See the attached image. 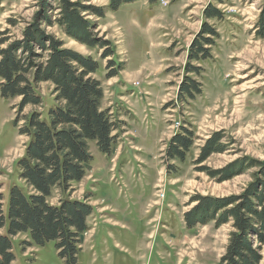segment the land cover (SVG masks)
I'll return each instance as SVG.
<instances>
[{"label":"rangeland","instance_id":"obj_1","mask_svg":"<svg viewBox=\"0 0 264 264\" xmlns=\"http://www.w3.org/2000/svg\"><path fill=\"white\" fill-rule=\"evenodd\" d=\"M42 1L2 2L0 30L8 29L2 46L23 38L43 10ZM72 1L103 8V17L83 15L96 24V38L110 41L106 47L113 54L103 57L105 48L81 44L59 25H41L65 47L99 61L94 76L105 91L102 108L121 122L111 154L90 143L86 175L70 189L72 198L93 207L88 229L79 236L77 264H222L232 221L189 226L185 215L199 204L192 201L196 195L239 197L264 179V0H133L116 9L111 0ZM47 2L49 13L57 15L58 1ZM208 6L222 16L207 17ZM205 22L218 32L208 46L211 55L190 60ZM189 66L200 70L188 72ZM186 78L200 83L194 97L180 92ZM52 89L41 83L48 105ZM20 101L0 93V192L6 210L11 188L27 189L18 167L29 141L15 124ZM185 129L193 133V145L184 160L170 158L171 139ZM212 138L222 151L199 163ZM231 165L237 170L232 177L216 173ZM62 196L55 189L49 200L57 204ZM12 243L14 264H65L54 240L38 245L19 233ZM253 243L264 264V243Z\"/></svg>","mask_w":264,"mask_h":264},{"label":"trees","instance_id":"obj_2","mask_svg":"<svg viewBox=\"0 0 264 264\" xmlns=\"http://www.w3.org/2000/svg\"><path fill=\"white\" fill-rule=\"evenodd\" d=\"M3 1L0 0V7ZM57 1L59 12L54 16L49 13L52 4L42 1L43 10L24 29L22 39L2 46L8 42V29L0 30V93L3 97L21 98L15 124L21 134L29 137L25 155L18 162L20 177L27 189L11 188L7 210L4 194L0 192V264H14L12 238L19 233H28L38 245L54 240L65 264H77L79 236L88 229L87 220L93 207L85 200L72 198L70 189L86 175V164L93 158L90 143L95 141L102 152L111 154L119 137L114 132L120 130L121 122L109 109L102 108L105 91L102 82L94 76L100 68L99 61L65 47L63 39L48 33L41 25V21L51 27L59 25L79 43L105 48L102 56L107 57L113 54V50L106 47L110 41L96 38L93 32L96 24L83 15L88 11L103 17L105 12L101 7L79 1ZM130 1L133 0H111V6L116 9ZM205 13L207 17L222 16L213 6H208ZM262 22L264 25V17ZM217 36L216 29L205 22L191 45L190 60L209 57L208 46ZM198 70L188 68V72ZM44 82L53 85L51 105L41 92ZM180 92L194 97V92H201L200 83L186 78ZM29 105L33 109L22 114ZM192 137L188 129L173 136L168 156L184 160L193 145ZM216 139L208 140L203 146L199 163L211 153L222 151L216 146ZM236 172L233 165L216 171L222 179ZM55 189L63 195L57 204L49 200ZM192 201L199 204L185 215L189 226L210 220H215L218 227L229 220L233 223L234 230L230 233L222 264H260V246L255 247L253 240L264 243V179L252 184L239 197L221 199L196 195ZM230 204L232 206L228 207Z\"/></svg>","mask_w":264,"mask_h":264}]
</instances>
